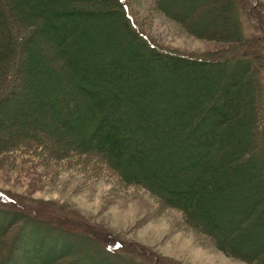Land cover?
<instances>
[{"label": "trees", "instance_id": "obj_1", "mask_svg": "<svg viewBox=\"0 0 264 264\" xmlns=\"http://www.w3.org/2000/svg\"><path fill=\"white\" fill-rule=\"evenodd\" d=\"M220 2L209 10L226 26L194 28L227 46L203 58L160 47L126 0H0V101L23 125L0 145V168L26 156L95 155L121 182L197 222L217 247L230 238L215 233L234 231L228 254L264 264V10L260 0ZM49 117L69 134L58 139L70 151L58 156L32 132L52 130ZM33 222L51 233L48 223ZM25 226L14 238L30 254L20 263L53 264L46 256L56 246L47 247V235L26 244L23 233L34 231Z\"/></svg>", "mask_w": 264, "mask_h": 264}, {"label": "rangeland", "instance_id": "obj_2", "mask_svg": "<svg viewBox=\"0 0 264 264\" xmlns=\"http://www.w3.org/2000/svg\"><path fill=\"white\" fill-rule=\"evenodd\" d=\"M126 1L145 33L168 51L204 58L227 46L199 35L194 28L196 23L218 24L220 29L226 26L224 15L217 17L209 10V7L218 10L221 0ZM260 2L264 10V0ZM242 26L245 33L250 34L248 25ZM3 95L2 92L0 98ZM3 104L0 101V145L6 140L10 143L11 132L21 131L23 127L19 123L21 115L6 116L5 111L10 107L4 109ZM10 118H14L15 123ZM48 119L52 129L49 132L38 127L26 130L40 136L52 151L50 155L58 156L64 148L70 151L69 146L58 139L63 135L65 140L69 134L58 132L52 119ZM252 150L248 152L260 158L261 152ZM41 160L26 156L21 162L17 160L15 166L0 168V256L4 255L0 264H21L30 255L21 244L23 239L16 240L18 243L14 241L16 231L23 225L35 232L23 233L26 244L47 235L44 239L47 247L56 246L46 256L53 259V264H84L85 257L95 264H257L228 254L232 251L229 247L236 244L234 231L226 236L222 232L215 233L218 241L230 238L223 248L217 247L213 239L200 232L197 222L192 227L177 210L166 205L162 197L121 182L113 168L95 155ZM258 208L262 205L258 204L252 213ZM251 219L245 220L242 226L249 230ZM33 221L48 223L51 233ZM68 222L72 223L69 228L66 227ZM59 226L68 231L65 235L61 233L60 238L56 236L61 231ZM35 227L39 228L38 232ZM260 242L264 246L263 236Z\"/></svg>", "mask_w": 264, "mask_h": 264}, {"label": "bare ground", "instance_id": "obj_3", "mask_svg": "<svg viewBox=\"0 0 264 264\" xmlns=\"http://www.w3.org/2000/svg\"><path fill=\"white\" fill-rule=\"evenodd\" d=\"M64 234H66V233H64ZM56 236H58V238H59V236H61V233L59 232V234H56Z\"/></svg>", "mask_w": 264, "mask_h": 264}]
</instances>
